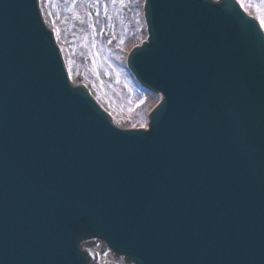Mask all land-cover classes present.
<instances>
[{"label": "water", "instance_id": "obj_1", "mask_svg": "<svg viewBox=\"0 0 264 264\" xmlns=\"http://www.w3.org/2000/svg\"><path fill=\"white\" fill-rule=\"evenodd\" d=\"M36 0H0V264H264V38L233 0H144L119 129L65 76ZM104 247V246H103Z\"/></svg>", "mask_w": 264, "mask_h": 264}, {"label": "rangeland", "instance_id": "obj_2", "mask_svg": "<svg viewBox=\"0 0 264 264\" xmlns=\"http://www.w3.org/2000/svg\"><path fill=\"white\" fill-rule=\"evenodd\" d=\"M38 3L42 16L44 11L47 21L53 24L48 27L56 35L72 82L85 85L110 116L128 126L143 125L150 103L134 91L132 80L121 65L123 49L145 37L140 1L126 0L123 8L119 2L113 6L109 0H102L96 8L91 6V0H76L75 5L72 0H38ZM104 3H107V16ZM243 6L256 18L264 17V0H245ZM73 12L81 19L75 18ZM86 12L91 13L95 36L87 27Z\"/></svg>", "mask_w": 264, "mask_h": 264}, {"label": "bare ground", "instance_id": "obj_3", "mask_svg": "<svg viewBox=\"0 0 264 264\" xmlns=\"http://www.w3.org/2000/svg\"><path fill=\"white\" fill-rule=\"evenodd\" d=\"M140 1V8H141V4L143 0H139ZM43 19L46 20L47 25L52 26L53 24L51 21H47L46 19V15L43 11ZM56 37V35H55ZM58 43V41H57ZM131 49V45L126 46L123 49V56H122V60H121V65L122 67L125 69V71L127 72V74L129 75L130 79L132 80V84H133V89L135 92L141 93V95L144 96L145 100H148L149 104V108L147 111H149L154 104L157 102L159 95L150 92L149 90L145 89L144 87H142L131 75V73L129 72V70L127 69L126 65H125V56L126 54L129 52V50ZM71 81V80H70ZM72 82V81H71ZM72 83H76V82H72ZM148 94V95H147ZM146 111V113H147ZM112 121L120 128L123 129H127L129 127L132 126H128L126 124H124L123 122L119 121L118 119L114 118L111 116ZM80 247L86 251H88L89 253H95V255H91V263H95V264H124L121 260V258H114L110 251L106 248L103 247L101 245V242L97 239H88V240H83L80 244Z\"/></svg>", "mask_w": 264, "mask_h": 264}, {"label": "snow or ice", "instance_id": "obj_4", "mask_svg": "<svg viewBox=\"0 0 264 264\" xmlns=\"http://www.w3.org/2000/svg\"><path fill=\"white\" fill-rule=\"evenodd\" d=\"M83 2H89V0H83ZM101 2H102V0H91V6H92L93 8H96L97 5H98L99 3H101ZM109 2H110L113 6H115V5L117 4V2H119L121 8H123V7L125 6V4H126V0H109ZM239 2H240V4H241V6H243L245 0H239ZM75 3H76V0H72V4L75 5ZM69 11H72V9L70 8ZM104 11H105V15L107 16V3H104ZM257 11H259V9H257ZM97 14H99V12H98V8H97ZM73 15H74L75 18H77V19H81V17H80L79 15H77L75 12H73ZM85 15L88 17V20H87V27H88L89 29H92L93 36H95V31H96V30H95V26H94V24H93V22H92V19H91V13H90V12H86ZM108 19L111 20V17L108 16ZM257 19L259 20L260 26H261L262 28H264V17H257ZM103 30H104L103 27H101L100 31L103 32ZM85 39H86V37H85ZM93 46H95V40H93ZM94 63H95V61H94ZM141 127H142V128H146V127H148V126H146V125H141ZM90 255H95V253H90Z\"/></svg>", "mask_w": 264, "mask_h": 264}]
</instances>
